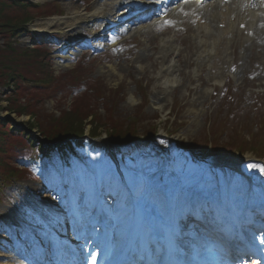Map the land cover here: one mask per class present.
<instances>
[{
    "label": "rangeland",
    "instance_id": "obj_1",
    "mask_svg": "<svg viewBox=\"0 0 264 264\" xmlns=\"http://www.w3.org/2000/svg\"><path fill=\"white\" fill-rule=\"evenodd\" d=\"M33 1L40 4L58 2L59 5L53 4L50 8L53 19L69 18L74 8L83 12L84 8H91L100 0ZM129 15L131 13L127 11L120 13L119 17ZM178 16L183 18L185 27L191 22L190 17ZM36 21L39 20L28 25L31 26L30 31ZM100 24L101 22L94 27L85 23L56 36L21 34L15 37L20 46L39 45L42 51L47 52L50 69L45 70V73L49 71L62 85L61 88L41 95L32 93L40 102L41 112L54 124H57L60 116L65 122H70L81 110L94 116L97 124L104 123L109 116L106 105H98L90 98L83 100L81 96L86 95L84 91L95 88L115 107L113 117L116 118L117 115L118 121H128L127 119L135 116L139 136L146 135L154 126L159 131L150 139L143 138L117 147L115 144L111 146L106 132L109 124H105L106 129H99L98 139H86L88 147L84 145L85 148H78L81 156L79 159L71 157L72 161H69L67 168L60 165L52 167L42 161L38 173L36 172L35 182L17 181L13 183L12 189L1 191L4 201L0 204V238L8 241L9 228L13 225L15 229L14 222H5L3 219V216H8L6 213L9 210L21 222L26 219L40 224L47 218L46 223H50L52 218L50 219L47 210L60 206L64 192H67L66 197L72 198L73 205L77 199L83 198L90 205L95 204L96 212L100 210L102 217L116 220L115 227L112 228L114 233L121 232L126 224H139L138 218L144 214L140 207L152 205L145 197L153 183L161 191L164 188L166 197L171 198L168 207L172 214L183 203L203 193V196L207 195L213 200L212 204H222L225 211L249 207L253 200L256 201L255 204L264 205V161L257 159V155L261 154L260 150L264 154V94H259L264 93V53L253 50L247 61H244L245 56L243 51H239L238 43L246 36L242 31L238 35L235 33L231 42L235 43V47L228 51L229 59L223 64L225 79L222 83L215 84L211 82L212 75L208 65L199 69L200 72L195 69L198 64L195 57L200 48L194 42L191 32H161L152 28L151 20L145 25L148 29L144 33L138 34V30L129 28L118 36L102 41L98 38L102 37V33L96 30ZM65 35L68 38L75 35L83 38L82 48L63 51L67 45L62 43ZM168 38L174 40L175 49L168 51L164 59L161 41ZM172 64L178 70L170 74V80L175 82L163 90L162 73L166 66ZM220 67L221 61L213 67V73H219ZM76 72L83 74L82 79L87 82L73 95L65 89L64 83L72 77L71 73ZM11 90L13 88H0V117L10 120L14 126L23 128L29 134L32 132L33 138L39 140L41 136L37 129H27L26 124L33 122L29 115L17 116L8 111L5 97ZM230 97L234 100L231 101ZM156 98L161 99L160 105ZM24 101L23 97L19 104L23 106ZM91 121L92 117H89L83 122L84 134L89 135L91 125L87 124ZM251 145H255L258 150L248 151ZM217 151L219 155H214ZM91 154L99 156L102 166L108 170L104 172L102 168L100 174L97 173L99 166L85 161L86 156ZM237 154H242L241 157L249 161L238 172L205 167L209 175L205 174L202 181L195 186L192 184L194 182L188 183V187L182 185L179 169L183 166L187 170L191 169L194 164L190 161L191 157L193 161L219 156L234 159L240 157ZM20 165L22 166L18 162L19 167ZM239 176L243 178L240 179ZM41 197H47V202L42 201ZM131 200L132 205L129 203ZM34 226L28 231H37L41 225ZM14 231L15 234L10 233L20 246L24 240H19V234ZM0 246L6 248L2 240ZM3 248H0V255L7 256ZM0 264L6 263L0 261Z\"/></svg>",
    "mask_w": 264,
    "mask_h": 264
},
{
    "label": "trees",
    "instance_id": "obj_2",
    "mask_svg": "<svg viewBox=\"0 0 264 264\" xmlns=\"http://www.w3.org/2000/svg\"><path fill=\"white\" fill-rule=\"evenodd\" d=\"M52 6L53 4L35 5L24 0H0V40L2 41L0 44V88H13L5 97L8 103L7 109L13 114L16 113L17 116L29 115L33 122L26 124L27 129L29 131L37 129L42 140L48 143L44 145L41 141L36 142L31 139L30 134L14 127L10 121L0 120V187H7L11 180L25 178L26 170L19 173L18 168L15 167V160L20 154L34 164H39L42 158L53 162L59 160L67 162L69 156L79 155L78 148H85L84 145L88 147L87 140L81 137L85 132L83 122L89 117H92V121L87 124L91 125L89 133L91 137H98L99 129L107 127L108 139L113 143L129 142L139 138L135 116L128 121H118L117 115L116 118L113 117L115 107L108 103L109 99L100 90L95 88H91L89 92L84 91L86 95L81 96L83 100L90 98L98 105L99 103L106 105L109 116H106L104 123H101L99 118L100 124H97L94 116L81 110L70 122H65L60 116L56 121L57 124H54L41 112L40 102L32 93L41 95L61 88L62 85L59 80L50 75L49 71L45 73V70L50 69L46 52L39 46L33 49L20 47L15 37L21 33H27L28 25L34 20L53 16L50 9ZM71 76L64 83L68 91L81 87L83 74L76 72L71 73ZM20 97L25 99L23 106L19 104ZM105 124L109 126L105 127ZM64 140L67 142L62 143ZM83 140L85 141L82 142ZM253 146L251 145L250 149L257 151L255 148L252 149ZM260 152L263 153L261 150Z\"/></svg>",
    "mask_w": 264,
    "mask_h": 264
},
{
    "label": "bare ground",
    "instance_id": "obj_3",
    "mask_svg": "<svg viewBox=\"0 0 264 264\" xmlns=\"http://www.w3.org/2000/svg\"><path fill=\"white\" fill-rule=\"evenodd\" d=\"M140 3L133 4V8L136 10L134 13H139L140 11L144 10V3L141 0H136ZM129 2V0H100L95 5H93L91 8H84L83 12L79 11L77 9H73V14L68 18H53V19H46L42 21H36V23L33 25V28L36 30V32L39 35L43 34H53L54 32H59L61 34H64L66 31H72L74 27H79V25H85V23L96 26V24H99L100 22L104 25V28H111L116 25V15L122 11L123 4ZM131 3V2H130ZM156 5H158V2H155ZM181 7H184L183 9H190L192 7V10L194 13H197L199 15V19L194 25H192V29H189L188 31L192 33V37L194 38V42L196 45L200 48V50L197 52V55L195 58H197V63L195 66L196 71L201 68H204V66L208 65L211 73V82L213 83H222V81L225 79L223 77V71H224V65L226 63V60L229 59L228 57V51L232 48H234L235 43L233 42V38L235 33H238L241 31L239 28H236V24L239 25L244 24V28L247 30H251L253 35L250 37L246 36L244 39L241 40V46L245 45L243 49V53L245 58L243 57L244 61H247V59L250 57L251 51L255 50L257 53H264V28L262 25V21H264V0H231L230 4H222L221 0H205L202 4H199V1L190 3H180L176 0L170 1L168 5H164V7H161L160 13L166 14L169 17L173 16L174 14H178V12L181 10ZM191 12L190 15L193 13ZM159 14L158 12H156ZM71 14V11L70 13ZM145 15V14H144ZM258 18V19H257ZM144 18H142L141 15H138L135 19H132L131 21L125 22L126 28H120L119 27V33H123L127 30L130 26H136L139 22H142ZM264 23V22H263ZM134 29L139 30V32L144 31L143 25H139V27H135ZM144 33V32H143ZM77 37L78 36H74ZM238 43V42H236ZM162 49L163 53L162 55L165 57L167 56L168 51H172L175 48L174 46V40L173 39H167L162 40ZM256 53V54H257ZM259 55V54H258ZM256 56V58L258 57ZM189 55H187L186 59L188 60ZM221 61V67L219 73H213L214 66H217V63ZM200 70L198 72H200ZM174 71H178L175 65L166 66L162 76L161 80L163 81L162 84L164 85V89L166 90L169 87H171L175 81H171L170 77ZM237 75H235L236 77ZM234 78V77H232ZM156 102L159 103V105L162 103L161 99L156 98ZM246 159L243 157L240 158H227L224 156L219 157H212L208 159H200L199 163L201 165L205 166L208 169H220V168H226L231 169L233 171L238 172L241 168L242 162H244ZM151 187V190L148 193V196L146 195L145 199L151 202L152 205L150 207L144 208L143 205L140 207L142 210V213L144 211L145 216H143L144 220L147 222V236L148 232H159L161 233L162 224L167 222L168 220V213H169V207L171 198L169 199L166 197L167 194L163 191L158 189V186L153 183ZM156 186V187H155ZM158 196V197H157ZM47 197H41V200L44 202H47ZM144 199V198H143ZM196 200H193V202H187L185 205H181L179 208L181 209L182 215L185 216L186 212L190 215H195L199 219H203L202 216H208L209 213L205 210H200V204L202 201H205L206 199H202V197H195ZM83 200V198H82ZM81 200V201H82ZM62 201H65L62 198ZM61 201V202H62ZM78 204H82L81 202L77 201ZM149 202V203H150ZM184 202V200H182ZM129 203L132 205V200L129 201ZM143 203V202H141ZM65 204H67L65 202ZM129 204V205H130ZM182 204V203H181ZM136 205V204H135ZM186 205H189L187 207L189 208H195L197 212H193L194 209H192L190 212L187 211ZM58 206V205H57ZM62 206L64 204L62 203ZM192 206V207H191ZM207 205H204L206 207ZM220 206L221 205H216ZM66 208V206H64ZM168 207V209H167ZM40 209H44L39 207ZM57 208L53 209L50 208L48 211L51 214V223H46L47 218L44 219V231H50L52 227H54L56 224H62V218H60V215L55 213H52L53 210H61ZM7 212V211H5ZM9 216L13 219L16 218V216L11 215V210H9L7 213ZM216 214H218V211H216ZM194 216V217H195ZM15 217V218H14ZM232 217H235L233 214L229 215L225 211L222 212V214L218 217L220 218V221H226L227 219H231ZM16 221V219H15ZM206 221V220H205ZM42 222V223H43ZM54 229V228H52ZM167 229V228H166ZM166 229H164L166 231ZM218 233H221L220 228H216ZM175 231V229H173ZM19 235H25L22 232H19ZM34 235L38 236L37 239L40 237L37 233H34ZM43 240V239H42ZM117 246V245H116ZM121 246V244H120ZM120 246L118 248H120ZM148 242L147 245H144V249L149 251ZM156 247V246H154ZM171 246L169 245V248ZM118 248L116 250H118ZM16 248H13L12 243V250L9 251L7 256H0V260L10 261L13 260L15 262L19 261V258L17 255H15ZM13 253V257L11 255ZM68 256V255H67Z\"/></svg>",
    "mask_w": 264,
    "mask_h": 264
}]
</instances>
